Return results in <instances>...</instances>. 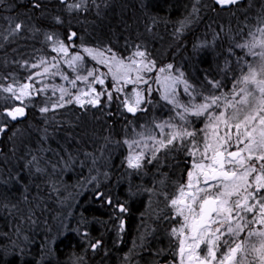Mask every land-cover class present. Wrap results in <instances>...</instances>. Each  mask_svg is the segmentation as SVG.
Returning a JSON list of instances; mask_svg holds the SVG:
<instances>
[{
	"label": "snow or ice",
	"instance_id": "obj_1",
	"mask_svg": "<svg viewBox=\"0 0 264 264\" xmlns=\"http://www.w3.org/2000/svg\"><path fill=\"white\" fill-rule=\"evenodd\" d=\"M90 3L97 16L102 15L101 5L110 6L109 0L100 3L90 0ZM138 3L148 20L145 31L151 33L159 17L150 12L147 0H138ZM30 4L42 15L47 11L43 0H30ZM59 4L69 14L89 11V0H59ZM242 4L243 0H211L210 5L201 6L200 0H194L191 12L178 22L174 36L179 39L194 22L192 18L199 17L202 7L213 12L219 8L235 16L231 9L240 11ZM0 8L11 11L13 5L0 0ZM253 10L254 15L250 16L249 12ZM243 16V26L235 35H230L231 28L225 33L228 46L222 51H216L222 46L216 43L221 37L215 30L211 42L192 45L189 58L197 62L209 48L217 56H223V64H217V72L222 78L205 72L202 81L195 83L180 66L173 63L158 66L143 41L131 45L126 41L125 47L132 50L124 56L108 44L88 46L71 28L66 38L61 39L55 31H44L32 24L30 16L26 19L18 15L0 16L8 24L0 31V48L5 42L36 39L42 35L41 42L56 54L11 61L28 71L23 83L11 72L0 73V140L11 129L8 152L0 144V218L14 222L17 237L21 235L20 224L37 222L36 213L44 210L46 199L55 195L61 204L64 203L60 200L61 177L74 171L77 165L83 167L88 161L95 166L106 148L102 145L95 152H81L79 148L73 151L60 145L53 149L48 145L52 135L48 126L34 129L39 139L35 148L30 147L31 126L29 129L12 128V124L22 122L33 101L44 95L46 98L38 111L44 116L45 125L54 123L57 128H62L64 123L69 127L74 125L70 121H57L55 116L49 120L46 114L57 113L72 105L84 112L91 108L103 111L110 107L113 93H116L115 99L120 101V107L135 115L147 111L143 105L149 103L148 98L154 91H158L161 99L170 106L169 117L159 122L154 120L150 126H140V131L134 130L138 139L123 141L129 149H140L130 151L126 157L129 169L139 171L145 164L154 162L163 166L161 153L168 156L173 152L183 153L189 165L186 180L173 182L172 191L166 187L167 174H161L165 179L159 181L162 186L159 195L163 197L167 211L158 219L169 224L167 235L171 243L169 250L160 249L155 255L163 256L168 251L173 259L167 264H264V0L258 3L248 0ZM63 24L61 15L51 16L53 27ZM25 33L30 35L25 37ZM77 40H81L79 45ZM237 49L242 54H238ZM92 62L100 67L90 66ZM154 72L156 75L152 76ZM56 77L65 81L67 86L43 83L42 78ZM109 78L111 88L106 85ZM225 80L231 83L227 91ZM41 84L42 87L38 86ZM153 84L159 88H153ZM129 85L133 87L126 92ZM141 85L146 87L141 88ZM197 121L200 127L196 126ZM73 140L75 135L69 132L66 143ZM105 140L109 142L108 137ZM17 141L25 147L23 155L17 154ZM81 155L84 160H80ZM104 175L107 178L108 174ZM37 177L45 178L47 197L41 194V186L34 183ZM94 181L97 177L90 176L86 183ZM32 187L36 188L35 196L31 195ZM17 188L21 190L19 197L14 195ZM129 194L136 193L129 189ZM94 198L113 209L112 219L117 221L115 227L118 232H123L122 214L128 211L126 202L114 200L98 187ZM60 224L61 228L66 227L63 220ZM71 231L83 238L88 237V233L80 232L79 228ZM4 237L7 233L0 234V239ZM24 240L28 238L24 237ZM11 243L14 251L24 253L16 241ZM102 246L100 239L88 240L85 251L90 249L96 253ZM71 264H85L84 257L76 256Z\"/></svg>",
	"mask_w": 264,
	"mask_h": 264
},
{
	"label": "trees",
	"instance_id": "obj_2",
	"mask_svg": "<svg viewBox=\"0 0 264 264\" xmlns=\"http://www.w3.org/2000/svg\"><path fill=\"white\" fill-rule=\"evenodd\" d=\"M257 1L259 2V0ZM5 2L12 4L13 8L11 11L0 8L1 16L18 15L21 19L30 16L32 24H36L44 31H55L62 38H66L68 30L71 28L79 36H84L86 44L90 46L108 44L114 51L124 56L132 50L125 47L126 41L129 45L143 41L153 58L157 60L158 66L167 63L176 64L180 55H184V60H188L185 57L188 58L195 39L210 35L213 30L220 33L221 38L216 43L222 46L217 48V51H222L228 46L225 33L231 28L230 35H235L236 30L243 26L244 19V16H239V14L238 16L231 15L230 11H221L217 8L213 12L202 7L195 24L197 27L191 30H188L187 27L185 29L187 32L184 30L177 39L174 36V30L178 26V22L184 20L191 12L194 0H147L150 12L159 17V21L153 26L151 33L145 31V24L148 23V20L143 15L138 0H109V7L105 8L101 5V16H97L96 9L91 5L90 0L89 11L71 14L64 10V7L59 4V0H43L47 9L43 15L40 11L31 8L30 0H5ZM100 2L101 0H97V3ZM244 2L243 4L246 5L244 7L247 8L248 4ZM200 4L201 6L210 5L211 0H200ZM231 11L237 12L236 9H231ZM253 14L254 10L250 11V15ZM53 15H61L64 24L53 27L51 25V16ZM45 16L47 19L44 18ZM5 22L0 19V23L5 25ZM202 28H204V32L207 30L204 35V32H201ZM221 28L224 29L223 32H221ZM29 35L25 33V37ZM151 36H154L155 39H152ZM42 40L43 36L39 35L36 39L20 38L12 43L5 42L3 48H0V73L11 72L16 78L25 82L28 71L11 61L31 59L33 56L56 55L41 42ZM78 41L81 40L76 42ZM176 52L177 55L174 57ZM210 54L211 56L206 58L205 63L192 61V64L189 63L183 68L188 78L194 83L202 81L205 72H210L216 78H222V74L217 72V64H223V56L214 60L215 56L213 53ZM5 61L8 63L5 64ZM196 65H199L201 69L198 78L191 74V69ZM90 66L100 67L95 65V62H92ZM102 71H106V69H102ZM54 79H58V77L52 78L51 81ZM224 82L225 91H227L231 87V83L230 80ZM55 83L60 84V81L56 80ZM64 85L67 86L66 83ZM106 85L109 88L112 87L111 79L106 81ZM97 87L99 89L100 86ZM113 95L114 99L110 107L103 111L91 108L84 112L79 107L72 105L57 113L46 114L49 120L55 116L57 121H70L74 127H69L67 123H64L62 128H57L54 123L45 125V118L38 111L46 98L44 95L37 97L28 107L27 115L22 122L18 121L12 124V128L19 126L29 129L31 126V144L29 146L33 148L37 146L36 141L39 139V134L34 129H42L45 126H48L49 133L52 134L48 145L53 149H57L60 145L69 147L73 151L79 148L81 152H95L102 145H106V148L95 166L91 164V161H88L83 167L77 165L74 171L66 172L61 177L60 200H64V203L61 204L55 195L51 199H46L43 205L44 210L36 213V223L19 225L21 228L19 238L14 231L16 226L14 222L10 219L0 218V234L7 233V237L0 239V248H3V251H0V264H71L76 256H83L85 264H162L164 261L168 262L173 259L168 251L163 256L155 255L160 249L169 250L171 243L170 237L167 235L169 224L158 219L163 212L167 211L165 201L159 195L162 188L159 181L165 179L161 174L166 173V187L168 191H172L173 182L185 180L188 163L181 152H173L168 156L161 153L164 161L163 166H158L154 162L145 164L144 168L139 171L129 169L126 163L129 147L122 140L129 139L137 126L152 119L154 111L161 110L158 105L159 97L156 96V92H153L149 103L143 105L148 108V113L143 115L142 112H137L133 115L121 108L120 101L115 99L116 93ZM164 110L167 111L166 108ZM154 117L162 119L158 113ZM69 132L75 135V140L66 143V136ZM9 135H11V129L3 137V140H0V144L4 145L5 152H8L11 147L8 143ZM105 137L109 138V142H106ZM17 147L19 149L17 154L23 155L25 147L19 141H17ZM139 150L137 148V151ZM79 158L84 160L83 155ZM90 169L93 170L90 171ZM104 173L108 174L107 178ZM90 176H96L97 181L86 183ZM44 179V177H37L34 183L41 186V194L47 197V185L44 184ZM97 187L99 191L107 193L114 200L121 203L126 202L128 211L126 214H122L124 217L123 232H118L115 227L117 221L112 219L113 209L94 198ZM129 189L136 194L130 195ZM145 189H154V191L148 192ZM14 195L19 197L21 190L15 189ZM31 195H36L35 187H32ZM61 220L64 221L66 227L61 228ZM83 221H87V223ZM77 228L80 229V232L86 231L88 237L83 238L75 231H71V229ZM24 237H27L28 240H24ZM96 239L103 241L102 248L96 253L90 249L85 251L88 240ZM53 240L54 242H52ZM11 241H16L24 249V253L14 251ZM105 250L107 254H105Z\"/></svg>",
	"mask_w": 264,
	"mask_h": 264
},
{
	"label": "rangeland",
	"instance_id": "obj_3",
	"mask_svg": "<svg viewBox=\"0 0 264 264\" xmlns=\"http://www.w3.org/2000/svg\"><path fill=\"white\" fill-rule=\"evenodd\" d=\"M243 2H244V0H243ZM256 2L258 3V1L256 0ZM244 3H247L248 4V0H246ZM244 6H246V5H244V4H242V6H241V10L240 11H237L236 12V16H238V14H239V16H243V9H246V7H244ZM2 15V14H1ZM0 15V16H1ZM249 15H250V12H249ZM254 15V14H253ZM250 16H252V15H250ZM193 23H191L189 26H188V30H191L192 28H196L197 26L195 25L196 24V22L198 21V19H197V17H193ZM36 25V24H35ZM37 26V25H36ZM0 27H1V29H0V31H3L4 29H6L7 27H8V24H7V22H5V25L4 24H2V23H0ZM204 28H202L201 29V32L203 33L204 32V30H203ZM185 32H187V30H185ZM206 32H207V30H206ZM206 32H204L203 33V35L204 34H206ZM60 36V35H59ZM212 36H213V33L211 32L210 33V35L208 34V35H206V36H201L199 39H195V43H192V45L193 44H196V43H200V42H203V41H208V42H211L212 41ZM80 37H82L83 38V42L86 44V41L84 40V36L83 35H81ZM151 38L152 39H155L154 38V36H151ZM62 39V38H61ZM81 43V41H78V42H76V44L77 45H79ZM88 46H90L89 44H87ZM191 45V46H192ZM49 48H50V46H48ZM51 49V48H50ZM78 50V49H77ZM51 51V50H50ZM191 51H192V47H191ZM216 51H217V49H216ZM210 53H213V55L215 56L214 57V60H216L217 59V57H219V56H217L216 54H215V52L213 51V49H211V48H209V49H207L206 51H205V54L201 57V60L199 61L200 63H205L206 62V58H209L210 56H211V54ZM237 53L238 54H242L241 52H240V50H237ZM130 54V52L128 53V54H126V56L127 55H129ZM190 54H191V52L189 53V55H188V58L187 57H185V59H188V60H184V58H183V56L184 55H180L179 57H178V62L175 64V65H177V66H180L182 69L185 67V66H187L189 63L190 64H192V61H195V60H192V59H190L189 57H190ZM174 57H176V55H177V52L176 53H174ZM249 59H251V57H249ZM184 61H187V62H184ZM196 62V61H195ZM194 64V63H193ZM29 74V73H28ZM191 74H192V76H194V77H196V78H198L199 76H200V74H201V69H200V67H199V65H196L195 67H193L192 69H191ZM152 76H155L156 75V73L154 72V73H152L151 74ZM21 83H23V81L20 79V78H17ZM43 79V83H46V84H54L55 82H56V80L57 81H60V84H65L66 82L65 81H63L62 82V80H60L59 78L58 79H54V81H51V79H48V78H42ZM110 80V78L108 79V81ZM202 80V79H201ZM192 81V80H191ZM54 82V83H53ZM55 84H57V83H55ZM41 87L43 86V84H41L40 85ZM153 86V88H159V85H156V84H153L152 85ZM133 86L132 85H129V86H127V88L125 89V91L126 92H128V91H130V89L132 88ZM141 88H143V87H146V86H144V85H141L140 86ZM154 92H156V96H158L159 97V102H158V105L160 106V109L161 110H159L158 112L157 111H154L153 113H154V116H155V114L156 113H158L160 116H162L161 118L162 119H155V117L154 116H152V119H150L148 122H145V123H141V124H143V125H148V124H150V125H152V123H153V121L155 120V121H157V122H159V121H161V120H165L166 118H167V116L168 115H170V113H169V111H168V108L170 107V106H168L167 104H166V102L165 101H163L162 99H161V93L160 92H158V91H154ZM49 95H50V93H49ZM152 95V94H151ZM150 98V97H149ZM148 98V99H149ZM184 99H187V97H183ZM146 108V107H145ZM166 108V110L167 111H163V109H165ZM147 110H148V108H146ZM143 113V115H146L147 113H148V111H146V112H142ZM144 122V121H143ZM143 125H139V126H137V128H136V130H138V131H140L141 130V127L140 126H143ZM196 126L197 127H200L201 125H200V122L199 121H197L196 122ZM135 130V131H136ZM138 131H136V132H138ZM132 138H139V137H135V132H133V134H132V136L129 138V139H132ZM124 140H122V142H123ZM133 150H135V151H137V148H134V149H129V151H128V154H129V152L130 151H133ZM171 155H172V153H171ZM177 162H178V160H177ZM188 167H189V165H188ZM185 180H186V178H185ZM162 264H167V262L166 261H164V262H162Z\"/></svg>",
	"mask_w": 264,
	"mask_h": 264
},
{
	"label": "flooded vegetation",
	"instance_id": "obj_4",
	"mask_svg": "<svg viewBox=\"0 0 264 264\" xmlns=\"http://www.w3.org/2000/svg\"><path fill=\"white\" fill-rule=\"evenodd\" d=\"M60 37L62 38V36H61V35H60ZM62 39H64V37H63ZM17 103H19V102H17ZM26 111H28V108L26 109Z\"/></svg>",
	"mask_w": 264,
	"mask_h": 264
}]
</instances>
